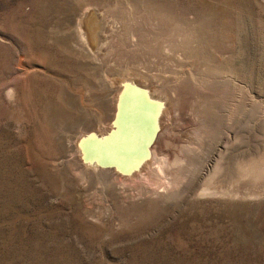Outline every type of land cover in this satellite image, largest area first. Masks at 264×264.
<instances>
[{"label": "rangeland", "instance_id": "374dc122", "mask_svg": "<svg viewBox=\"0 0 264 264\" xmlns=\"http://www.w3.org/2000/svg\"><path fill=\"white\" fill-rule=\"evenodd\" d=\"M131 78L169 116L145 179L75 147ZM0 264H264V0H0Z\"/></svg>", "mask_w": 264, "mask_h": 264}, {"label": "water", "instance_id": "95a60500", "mask_svg": "<svg viewBox=\"0 0 264 264\" xmlns=\"http://www.w3.org/2000/svg\"><path fill=\"white\" fill-rule=\"evenodd\" d=\"M118 86L107 130L82 134L75 147L82 164L131 175L150 155L165 103L135 79L119 81Z\"/></svg>", "mask_w": 264, "mask_h": 264}, {"label": "bare ground", "instance_id": "6f19581e", "mask_svg": "<svg viewBox=\"0 0 264 264\" xmlns=\"http://www.w3.org/2000/svg\"><path fill=\"white\" fill-rule=\"evenodd\" d=\"M90 16H91V15H90ZM84 26H85L84 29L87 28V29H86V33H85V32H82L83 34H81V37H83V35H84V37H85V40H86V41H84V42H87V41H88V38H87V37L89 36L88 33L91 34V35L93 36V41H95V38H94L95 35H94V33H92L93 31H91V29L89 28L90 26H89V27H88V25H84ZM88 28H89V29H88ZM83 31H84V30H83ZM99 37H101V36H99ZM98 39H99V38H98ZM102 41H103V39H102ZM95 42H97V40H96ZM88 43H89V41H88ZM103 43H104V42H103ZM95 44H96V43H95ZM102 45H103V44H102ZM88 46H89V45H88ZM89 47H90V46H89ZM92 50H93V49H92ZM107 82H108V80H107ZM112 86L114 87V85H111V87H112ZM175 87H176V86H175ZM111 89H112V88H111ZM162 91H163V90H162ZM177 93H178V92H177ZM152 94H153L154 96H156V97H158V96L160 95V93H158V92H156V91H154V90H152ZM160 96H161V95H160ZM172 96H173V94H172ZM173 98H174V97H173ZM176 99H177V98L175 97V100H176ZM176 102H179V100L177 99ZM111 103H112V102H111ZM172 103H173V102H172ZM108 104H109V103H108ZM173 104H174V103H173ZM111 106H112V105H111ZM166 106H167V105H166ZM174 106L176 107V106H178V104L176 105V103H175ZM111 108H113V112H114L115 101H113V107H111ZM177 109H178V108H177ZM173 110H174V107H173ZM108 111L110 112V110H108ZM167 111H168V110L166 109V107H164L163 112H162V115H161V118H160V129H159V131H158V133H157V136H156V138H155V141H154L153 145H152L151 148H150V155H149V157L146 159L145 162H143V163L141 164V166L139 167V169H138L137 171H135L133 174L129 175V177H131V176H136V177L138 176V177H139V176H140L139 179H145L149 173H153V171H154V173H155L154 168H156V167L153 168L152 166H153V164H154L155 162H157L158 164H159L160 162L158 161V159H156V158H157V157H156V152H157L159 149L155 152V149H154V148H155V146H157V145H155V144L158 143V142H157L158 139H159L161 136H164L165 134L167 135V133H168V132H167V133L163 134V128H164L163 125H164V121H165L166 118L169 117ZM176 112H177V111H176ZM107 116H108V115H107ZM167 116H168V117H167ZM178 116H179V115H178ZM112 117H113V113H112L110 119H112ZM110 119H109V120H110ZM170 120H171V119H170ZM172 120H173V119H172ZM169 122H170V121H169ZM173 122H174V121H173ZM170 124H171V123H170ZM171 126H172V125H171ZM167 128H168V127H165V130H167ZM169 129H170V127H169ZM168 131H169V130H168ZM170 131H171V130H170ZM171 133H172V132H171ZM173 133H174V132H173ZM162 134H163V135H162ZM169 134H170V133H169ZM166 135H165V136H166ZM165 136H164V137H165ZM169 136H170V135H168V137H169ZM173 136H175V133H174ZM168 137H167V138H168ZM160 139H161V138H160ZM162 139H163V137H162ZM162 139H161V141H162ZM165 140H166V139L164 138V141H165ZM168 140H169V139H168ZM166 141H167V140H166ZM169 141H170V140H169ZM162 142H163V141H162ZM167 142H168V141H167ZM164 143H165V142H164ZM158 144H161V145H162V143H158ZM169 144H171V143L169 142ZM161 145H160V146H161ZM167 145H168V144H167ZM169 146H170V145H169ZM219 146H220V145H219ZM222 146H223V145H222ZM222 146H221V147H222ZM167 147H168V146H167ZM171 147H172V144H171ZM157 148H158V147H157ZM157 148H156V149H157ZM217 148H218V147H217ZM161 149H163V146H162ZM161 149H160V150H161ZM163 150H164V149H163ZM189 150H190V149H189ZM189 150H188V151H189ZM215 150H216V148H215ZM217 151H220V150H217ZM221 151H222V150H221ZM161 152H162V151H161ZM186 153H187V152H186ZM213 153H214V152H213ZM213 153H212L211 155H213ZM215 153H216V152H215ZM157 155H158V154H157ZM161 155H162V154H161ZM158 156H159V155H158ZM163 156H164V154H163ZM178 156H179V155H178ZM160 157H161V156H160ZM164 157H165V156H164ZM164 157H163V158H164ZM211 157H212V156H211ZM158 158H159V157H158ZM163 158H159V160H160V159H163ZM165 158H166V157H165ZM175 158H176V157H175ZM175 158H174V159H175ZM183 158H184V157H183ZM215 158H216V157H215ZM166 159H167V158H166ZM174 159H173V160H174ZM180 159H181V160H180ZM164 160H165V159H163L162 161H164ZM167 160H168V159H167ZM167 160H166V161H167ZM173 160H171V161H173ZM176 160H178V159H176ZM179 160H180V161H179ZM179 160H178L179 162H182V158L179 157ZM160 161H161V160H160ZM178 161H177V162H178ZM174 162H175V161H174ZM174 162H173V164H175ZM183 162H184V159H183ZM157 163H156V164H157ZM163 163H165V162H163ZM163 163H162V164H163ZM184 163H185V162H184ZM184 163H182V164H184ZM251 163H252V162H251ZM158 164H157V165H158ZM167 164H168V162H167ZM167 164H166V165H167ZM180 164H181V163H180ZM180 164L176 163L175 165H179V166H180ZM215 164H216V163H215ZM218 164H219V163H218ZM248 164H250V163H248ZM248 164H247V165H248ZM82 165H85V164H82ZM160 165H161V164H160ZM160 165H159V167H160ZM247 165H245L246 168H247ZM250 165H251V164H250ZM80 166H81V165H80ZM163 166H164V165H163ZM245 166H243V168H245ZM83 167H84V166H83ZM83 167H82V168H83ZM89 167H90V168H94L96 171H97V170H100L99 172L105 173V174H107V175H109V176H112V177H115L116 174H118V173L115 172L114 170H111V169H100V168L95 167V166L85 165L84 168H89ZM159 167H157V168H159ZM161 167H162V166H161ZM169 167H170V165H169L168 167L166 166L165 168H169ZM172 167H175V168H176L177 166H173V165H172ZM172 167H170V168H172ZM214 167H215V168H214L213 171H214V173H215V172L218 170V169H217L218 167H216L215 165H214ZM255 167H256V166H255ZM157 168H156V169H157ZM165 168L163 167L162 169L165 170ZM170 168H169V169H170ZM219 168H220V167H219ZM248 168H249V166H248ZM250 168H251V167H250ZM250 168H249V170L252 169V168H251V169H250ZM253 168H254V167H253ZM177 169H178V168H177ZM170 170H171V169H170ZM241 170H243V169L241 168ZM244 170H245V169H244ZM249 170H248V171H249ZM88 171H89V170H88ZM161 171H162V170H161ZM177 171H178V170H177ZM182 171H183V170H181V172H182ZM218 171H219V170H218ZM245 171H247V170H245ZM245 171H244V173H245ZM248 171H247V172H248ZM251 171H253V170H251ZM251 171H249V172H251ZM143 172H144L145 175H140V173H143ZM146 172H148V173H146ZM247 172H246V173H247ZM249 172H248V173H249ZM154 173H153V174H154ZM177 173H178V172H177ZM182 173H183V172H182ZM217 173H218V172H217ZM242 174H243V171H242ZM159 175H160V174H159ZM180 175H181V173L179 174V176H180ZM245 175H248V174H245ZM245 175H244V176H245ZM101 176H102V175H101ZM109 176H108V177H109ZM118 176H119V175H118ZM118 176H117V177H118ZM120 176H121V175H120ZM120 176H119V177H120ZM124 176H125V175H124ZM126 176H127V175H126ZM126 176H125V177H126ZM250 176H251V175H250ZM253 176H254V175H253ZM105 177H106V175H105ZM108 177H107V179H108ZM125 177H124V178H125ZM127 177H128V176H127ZM176 177H177V176H176ZM122 178H123V177H122ZM131 178H132V177H131ZM133 178H134V177H133ZM133 178H132V179H133ZM180 178H181V177H180ZM104 179H105V178H104ZM114 179H115V178H114ZM176 179H178V178H176ZM115 180H116V179H115ZM125 180H126V179H125ZM178 180H179V179H178ZM178 180H176V182H177ZM180 180H182V179H180ZM136 182H137V181H136ZM180 182H182V181H179V183H180ZM171 183H172V182H171ZM177 183H178V182H177ZM144 184H145V183H144ZM172 184H173V183H172ZM167 193H168V192H167ZM202 194H203V193H202ZM206 194H207V193H206ZM169 195H170V194H169ZM170 196H172V195H170Z\"/></svg>", "mask_w": 264, "mask_h": 264}]
</instances>
